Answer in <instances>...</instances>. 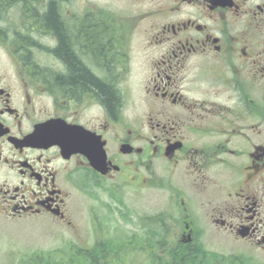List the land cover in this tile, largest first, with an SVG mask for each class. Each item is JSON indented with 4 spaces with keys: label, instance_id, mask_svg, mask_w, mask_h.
<instances>
[{
    "label": "flooded vegetation",
    "instance_id": "obj_1",
    "mask_svg": "<svg viewBox=\"0 0 264 264\" xmlns=\"http://www.w3.org/2000/svg\"><path fill=\"white\" fill-rule=\"evenodd\" d=\"M42 1L30 7L45 13L56 2L75 53L95 76L110 79L118 101L111 115L94 93L59 85L68 71L55 52L57 38L28 20V0L3 3L0 217L40 220L56 233V226L75 227L68 199L82 178L139 189L148 179L182 187L170 197L178 209L171 218L180 219L171 261L174 250L185 263L189 254L205 260L209 222L264 247V0H132L142 27L128 29L145 57L144 74L132 82L139 61L127 33L124 40L106 38L109 52L97 61L76 38L88 46L84 27L96 26L94 4L78 12L67 9V0ZM155 159L165 161L163 169ZM152 230L157 242L158 221ZM148 247L159 261L160 246Z\"/></svg>",
    "mask_w": 264,
    "mask_h": 264
},
{
    "label": "rangeland",
    "instance_id": "obj_2",
    "mask_svg": "<svg viewBox=\"0 0 264 264\" xmlns=\"http://www.w3.org/2000/svg\"><path fill=\"white\" fill-rule=\"evenodd\" d=\"M29 1L28 5L40 4L38 0ZM131 1L67 0L66 4L70 5V8L67 7V9L78 10V12H84L85 4H94L93 12L97 14L98 18L96 26L93 27L97 28L96 32H99L102 39L109 38L112 41H117L118 39L124 40L126 33L130 36V41L134 46L133 55L139 61L138 71L135 70V74L130 78L132 82L144 74L145 57L137 52V41L139 40L131 39L133 33L128 29L136 24L139 25L138 30H141L142 27L139 16L133 15ZM102 16H104L103 24L99 23ZM109 16L113 20V24L106 23L107 20L111 21ZM118 23L121 29L116 33ZM84 34L86 37V32ZM87 43L86 37L85 44ZM92 53L94 54V52ZM1 54L3 59L7 60L10 57L5 49L1 50ZM91 58L94 59L97 56L94 54V57L91 56ZM41 60H47L44 54ZM88 61L91 63L90 57ZM3 62L6 63L5 60ZM6 65L10 67L7 63ZM142 108L141 105L138 107L139 110ZM98 112L96 113L98 114ZM90 113H92L91 106L89 107ZM151 159L154 160L153 157ZM155 161V165L158 164L163 169L165 161L161 159H155ZM98 180L101 181L97 178L94 184V180L90 176H86L82 178L80 187L70 188L68 207L75 227L56 226L60 230L53 233L51 226L40 220L20 222L4 220L0 217V264H35L38 255L52 249L66 251L73 246L92 249L91 246L95 243H99V245L93 247L94 249L91 251L98 250V252L91 256L92 261L87 264H189V262H182L181 257L176 258V263L174 261L165 262L168 259L165 250L169 251L170 248H173L174 236L179 230L175 223L180 221L178 218H171L178 209L173 206L170 197L173 195V190L182 187H169L163 181L149 184L150 181L145 179L146 186L140 189L131 184L117 188L114 186V181L97 182ZM182 194L177 193L176 195H179L178 198H180ZM166 213L168 214L166 215ZM157 221L161 233L159 240L155 242L157 235L154 234L152 228ZM164 230L168 232V235H165ZM204 231L203 244L206 249L224 255L236 254L241 258L239 260L222 256L219 260L207 258L203 261L204 264H264V248L252 247L248 242L242 240H233L227 232L210 222ZM182 235L186 237L187 231L184 230ZM149 242L160 246L157 254L162 256L159 261L151 259L153 248L148 247ZM174 252H172L173 255ZM176 254L182 255L183 253ZM75 255H78L76 256L78 258H87V261L90 258L83 253ZM70 258L71 255L68 259ZM200 258L203 259L202 256ZM186 260L188 259L186 258Z\"/></svg>",
    "mask_w": 264,
    "mask_h": 264
},
{
    "label": "trees",
    "instance_id": "obj_3",
    "mask_svg": "<svg viewBox=\"0 0 264 264\" xmlns=\"http://www.w3.org/2000/svg\"><path fill=\"white\" fill-rule=\"evenodd\" d=\"M0 1V3H2V5L0 6V17H2V14H5L8 11L6 5L4 6V4L9 0ZM29 2L30 1L28 0V4ZM30 6L31 5H28V20H36V22H38V26L40 25V30L45 28L48 33L52 34V36L56 37L58 40V45L55 48V52L64 61L68 71L66 75H59L57 77L58 84L73 93H80L82 91L94 93L105 104L110 114L115 115L116 103L118 101L117 91L112 85L110 79L108 80L107 78L95 76L90 71V69L84 63H82L78 55L75 53L71 36L68 34L67 29H65L63 25L61 17L58 13L56 2H51L48 6L47 12L45 13L40 12L36 8H31ZM85 24L86 25L84 27V32H86L88 46H84L83 43H81L83 40L81 38H78V36L76 37L77 44L81 45L82 49H87L90 47L92 52H94V54L97 56V61L105 59L104 56L109 52L108 47H110L108 42L105 39H102L101 36H99V32H96V27H90L87 22ZM1 30L2 29L0 28V31ZM29 41H32V35L30 34V32L28 34V42ZM97 252L98 250L83 253V255L85 254L86 256L90 257L89 261L86 260L87 258H78L76 257L78 255L75 254L71 255L72 259H68L67 257H69L70 255L69 253V255L65 259L63 257L57 259L53 255H44L43 259L45 260L37 261L35 264H87L88 262L92 261L91 256L96 255ZM176 253H174L173 258H177L180 256ZM185 253H188V251H185ZM191 253L194 254V252ZM188 256L189 264H204L203 261H200L199 263L198 256H191V254H189ZM208 257L213 258L211 257V254H208Z\"/></svg>",
    "mask_w": 264,
    "mask_h": 264
}]
</instances>
